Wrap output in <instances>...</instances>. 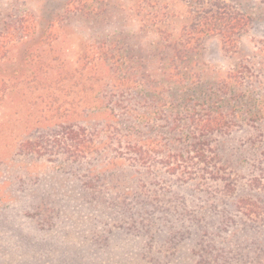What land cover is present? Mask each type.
<instances>
[{"label":"rangeland","instance_id":"rangeland-1","mask_svg":"<svg viewBox=\"0 0 264 264\" xmlns=\"http://www.w3.org/2000/svg\"><path fill=\"white\" fill-rule=\"evenodd\" d=\"M219 11L246 26L228 45L202 38L184 65L203 87L240 78L219 101L227 128L194 142L166 107L147 121L117 108L140 110L148 90H126L105 50L163 80L166 37ZM7 28L0 264H264V0H0ZM113 130L149 140L148 163L108 141ZM194 143L207 145L206 162L183 158L191 173L170 172L167 157Z\"/></svg>","mask_w":264,"mask_h":264},{"label":"trees","instance_id":"trees-1","mask_svg":"<svg viewBox=\"0 0 264 264\" xmlns=\"http://www.w3.org/2000/svg\"><path fill=\"white\" fill-rule=\"evenodd\" d=\"M24 18L25 16L18 22L22 24L23 28L21 29L24 30L23 33L25 34L28 28L24 26L27 23ZM151 20L153 23L159 21L156 15ZM245 23L246 19L244 18L229 19L226 12L219 11L208 16H202L195 25L192 23L189 27L185 26L177 37H174V35L166 37L165 46L170 51L171 58L164 69L163 80L160 81L152 80L154 79L152 75H147L146 78H142L141 70H146L143 63H134L132 59L131 62L128 60L131 57L128 56L127 58L123 54L116 55V50L111 52L105 50L106 52L104 54L102 53L103 58L111 63L110 66L113 75L122 78L120 81L127 86L126 90L135 88L137 90H148V98H143L138 103L140 110L136 111L127 105L120 106V103L123 104L121 101L117 105V108H120L122 112L129 116H132L131 113H135L140 118L139 120L147 121L151 118L153 112L161 113V108L166 107L175 113L172 120L173 125L176 124L178 128L182 123H187L189 126H192L195 133L190 134L189 139H192L194 142L197 139L196 135L208 136L223 131L228 127V122L219 110V101H225L224 99L227 97L228 92L232 88L236 89L239 85L240 78L239 80L238 78H230L228 79L230 83L224 80L216 89L203 87L200 82V76L195 74L193 70L189 71L184 65V61L188 55L195 53L198 42L208 35L219 34L224 38V44L227 45L234 42V35L246 26ZM56 24V21L50 24L47 31L48 34ZM9 35H11L9 34V29H3L0 32V39L9 37ZM118 93L125 92L121 90ZM169 96H172L176 102H168L167 98ZM107 140H112L118 144H126L128 151L137 157V159L132 158L133 161H138L140 164H147L150 160V149L147 146L151 142L145 138L140 139L133 135L122 137L118 136V133L114 131V133H110V137ZM96 147L98 146H94V148H90L88 151H95L97 149ZM161 147L159 146L158 149H161ZM187 155H189V158ZM183 158L184 163H187V160L192 162L193 159L206 162L207 145L194 143L190 146V150L185 154V157L173 154L169 155L164 165L172 173H181V175L190 174L191 172L188 170L191 168L189 169L187 166L182 165L181 159ZM174 161L176 162L174 163ZM243 209H245L248 215L250 214V216L254 217L258 208L256 203H244Z\"/></svg>","mask_w":264,"mask_h":264}]
</instances>
